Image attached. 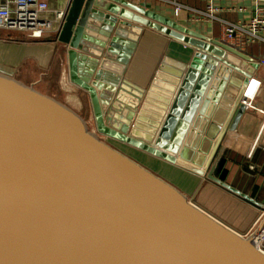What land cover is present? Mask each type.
I'll use <instances>...</instances> for the list:
<instances>
[{"label":"water","instance_id":"95a60500","mask_svg":"<svg viewBox=\"0 0 264 264\" xmlns=\"http://www.w3.org/2000/svg\"><path fill=\"white\" fill-rule=\"evenodd\" d=\"M131 21L195 49L185 67L176 69L171 87L160 91L158 80L133 100L122 73H105L119 44H127L124 31ZM58 41L67 47L71 81L89 93L95 128L36 82L0 70V264H264L256 243L264 221L241 235L200 207L179 181L124 147L264 209L216 176L223 137L228 128H238L253 77L227 54L256 68L253 58L128 0H72ZM128 44L131 50L136 43ZM234 73L242 76L239 82ZM221 98L223 121L217 129L212 120L206 124L194 147L212 102ZM189 149L195 153L186 159ZM212 153L216 159L206 169Z\"/></svg>","mask_w":264,"mask_h":264},{"label":"crops","instance_id":"0c3cea01","mask_svg":"<svg viewBox=\"0 0 264 264\" xmlns=\"http://www.w3.org/2000/svg\"><path fill=\"white\" fill-rule=\"evenodd\" d=\"M45 1L48 4V10L43 14V17L46 19H56L55 13L57 11H65L68 14L72 4V0ZM128 1L139 7L145 5L147 10H152L157 14L173 19L209 38H216L223 23L226 21L237 24L249 23L255 17L264 16V0H177L185 6L183 12L178 17L174 13L175 7L168 0ZM208 6H213L217 9L214 18L199 15L198 12L207 10ZM134 13L137 12L134 11ZM104 15L105 21L109 22L107 18L109 14L105 13ZM194 18H199V20H195ZM124 32L125 36L123 40L127 44H119L116 51L117 58L111 60L113 64H109L107 67L109 71L105 70V73L113 76L122 73L119 75L121 83H126L130 87V90L126 93L130 100L137 97L135 93L147 91L158 80L161 81L160 91L165 90L166 87H171L174 78H178L175 75L176 69L185 67L195 54V49L190 45L169 37L151 27H146L141 23L132 21L126 23V30ZM22 34L24 35L20 36L21 38L0 34L2 35L0 36V70L14 73L23 81L29 83L36 82L39 89L61 100L77 112L91 127L94 126L95 128L94 111L89 93L71 81L70 70L65 57L67 47L58 41L60 31L57 25L42 38H32L27 35L29 33L26 34L25 32H22ZM25 36H28L27 39L29 38L28 40L26 39L27 41L23 38ZM128 43L136 44L130 50ZM131 51L132 55H128ZM242 51H245L253 58L254 64L257 65L256 68L251 63L232 53L227 55L233 62L243 63L244 67L248 68L246 72L252 74L253 78L258 79L262 83L255 98V105L258 110L247 108L237 128L238 131L247 136L260 138L261 147L256 157L258 170L255 173L246 170L242 165L243 159L227 149L222 156L220 164L224 163L222 173L229 184L249 195L256 192L257 200L264 203V34L262 40L248 45ZM124 55H128V59L130 57V61L126 65L123 63V60L127 58ZM162 71L164 77H160ZM233 77L237 82L242 79V76L238 73H234ZM228 100L230 101V99ZM222 103L223 98L219 99L217 103L212 102L213 105L208 110L207 118L204 117L203 122L199 126V131L195 134L194 147H197V140L200 136H203V128L206 124H209L212 120V124H214L212 125L213 128L217 129V124L223 121L225 111ZM123 109L125 111L127 109L125 103H123ZM151 113L152 115L158 114L156 106L151 110ZM119 115L121 117L124 115L122 110ZM115 143L118 146L121 145V143ZM125 149L127 152L129 151L135 155L138 160L154 168L160 175H168L172 179L179 181L187 192L191 194V197L194 194L193 199L195 201L198 198L200 201L206 202L207 195L206 197H202L198 196V194L208 187L212 189L210 195L213 194L214 200L219 199L221 203L231 202L233 208L232 210H228V213L231 215L230 218H223L221 216V218H218L241 235L252 234L263 223L264 209L243 201L204 178H198L190 171L159 158H150L141 150H134L129 147H125ZM194 153L195 151L189 149L185 158L190 159ZM213 153L209 156V160H207L206 169H208V165L210 168L216 159L217 154H215L214 158ZM223 160L226 161L222 162ZM218 174L217 170L216 176ZM196 203L212 213L206 204L197 201ZM242 210L244 213L241 212ZM258 239L259 235L256 236V240ZM262 248L264 250V243L262 244Z\"/></svg>","mask_w":264,"mask_h":264},{"label":"built area","instance_id":"2783aa9c","mask_svg":"<svg viewBox=\"0 0 264 264\" xmlns=\"http://www.w3.org/2000/svg\"><path fill=\"white\" fill-rule=\"evenodd\" d=\"M168 1L175 7L174 13L178 17L183 12L185 6L177 0ZM47 10L48 4L45 0H0V30L25 32L29 33V36L32 38H42L46 33L55 28L56 25L58 30L61 31L67 12L57 11L55 13L56 19H46L43 17V14ZM216 12L217 9L215 7L208 6L207 10L198 13L202 16L214 18ZM194 19L199 20V18ZM263 34L264 16H258L253 18L249 23L224 22L216 38L240 50H245L248 45L262 40ZM261 85V81L252 77L245 94V100L243 101V104L247 108L258 110L255 105V98ZM221 146L225 150L227 149L243 157L248 163L250 171L255 172L258 170L256 156L261 147L259 137L247 136L237 129L229 128L223 137ZM256 243L262 248V244L264 243V228L259 232V239L256 240Z\"/></svg>","mask_w":264,"mask_h":264},{"label":"trees","instance_id":"16d2710c","mask_svg":"<svg viewBox=\"0 0 264 264\" xmlns=\"http://www.w3.org/2000/svg\"><path fill=\"white\" fill-rule=\"evenodd\" d=\"M239 156V155H238ZM239 157H241V156H239ZM257 157V156H256ZM241 159H243V157H241ZM226 160H223L222 162H225ZM223 164L224 163H221V164H219L220 165V167L217 169L218 170V172H219V174H218V176H220L223 180H226L227 181V179H226V177H224L223 176V173H222V169H223ZM242 165H243V167H245V169L246 170H248L249 172H251V173H255V172H257V171H250L249 170V168H248V163L243 159V162H242ZM217 172V171H216ZM211 191H212V189H210V188H208V187H206V188H204L203 190H202V192L200 193V194H198V196L200 195V196H202V197H206V195H207V199H206V202H203V201H200V199H196V201L197 202H200V203H202V204H206V206H207V208L209 209V210H211V212L213 213V214H215L217 217H219V218H221V217H223V218H230V213H228V210H232V209H230L229 207H232V204H231V202H228V206H225V205H223V204H221V202H220V200L219 199H215L214 200V196H213V194L212 195H210L211 194ZM251 196L252 197H255L256 199L258 198L257 197V195H256V192L255 193H253V194H251ZM209 201V202H208ZM242 213H244V211L242 210L241 211ZM221 216V217H220Z\"/></svg>","mask_w":264,"mask_h":264},{"label":"rangeland","instance_id":"374dc122","mask_svg":"<svg viewBox=\"0 0 264 264\" xmlns=\"http://www.w3.org/2000/svg\"><path fill=\"white\" fill-rule=\"evenodd\" d=\"M0 34H6V36L7 35H10V36H12V37H17L18 36V38H21L20 36H23L24 34H22V32H19V31H12V30H0ZM27 34V33H26ZM27 35H29V34H27ZM0 36H2V35H0ZM4 36V35H3ZM27 37L28 36H25V37H23V38H25V40L27 39ZM31 37V36H30ZM11 39H14V38H11ZM29 39V38H28ZM27 39V40H28ZM26 40V41H27ZM77 113V112H76ZM93 124V123H92ZM91 127V126H90ZM91 128H94V126H92ZM221 204H223V205H225V206H228V203L227 202H223V203H221ZM229 207V206H228ZM230 208V207H229ZM233 207H231L230 209H232ZM212 214V213H211ZM215 216V215H214ZM215 217H217V216H215ZM218 218V217H217ZM219 219V218H218ZM219 220H221V219H219Z\"/></svg>","mask_w":264,"mask_h":264},{"label":"bare ground","instance_id":"6f19581e","mask_svg":"<svg viewBox=\"0 0 264 264\" xmlns=\"http://www.w3.org/2000/svg\"><path fill=\"white\" fill-rule=\"evenodd\" d=\"M11 73V72H10ZM14 74V73H13ZM73 112V111H72ZM77 114V113H76ZM78 115V114H77ZM79 116V115H78ZM79 118L80 119H82L80 116H79ZM82 120H84V119H82ZM84 122H85V120H84ZM86 123V122H85ZM87 124V123H86ZM90 128V127H89ZM232 129H234V128H232ZM90 130L92 131V129L90 128ZM100 136V135H99ZM105 140H107V138H105ZM113 141H116V140H114V139H112ZM108 142H110V143H112V144H114L112 141H110V140H107ZM116 147H118V146H116ZM186 194H189L188 192H186ZM192 198H194V194H193V196H192Z\"/></svg>","mask_w":264,"mask_h":264},{"label":"flooded vegetation","instance_id":"af4514ba","mask_svg":"<svg viewBox=\"0 0 264 264\" xmlns=\"http://www.w3.org/2000/svg\"><path fill=\"white\" fill-rule=\"evenodd\" d=\"M126 147V146H125ZM127 148V147H126Z\"/></svg>","mask_w":264,"mask_h":264}]
</instances>
